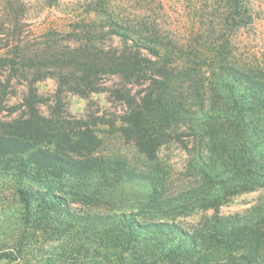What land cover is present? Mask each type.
Listing matches in <instances>:
<instances>
[{
	"label": "trees",
	"instance_id": "trees-1",
	"mask_svg": "<svg viewBox=\"0 0 264 264\" xmlns=\"http://www.w3.org/2000/svg\"><path fill=\"white\" fill-rule=\"evenodd\" d=\"M227 2L229 29L252 22L249 0L242 12L238 0ZM9 13L14 17L0 16V72H6L0 77V165L13 171L26 211L35 208L38 224L59 233L63 241L56 251L77 252L82 245L71 239L85 235L99 250L85 264H264L263 61L227 54L235 43L228 37L222 38L227 45L211 49L206 43L213 35L187 32L189 27L174 41L153 28L119 49L99 46L92 26L79 31L82 39L74 38V30L61 39L63 32L54 30L48 39L32 41L23 32V12L11 7ZM140 41L150 43L149 50ZM111 76L122 85L112 94L126 104L121 131L136 149V162L102 153L95 123L62 112L65 93L87 96L104 90ZM48 77L57 88L51 113L44 115L39 104L49 99L39 94L36 83ZM18 84L25 91L11 111H21L5 118V102ZM135 86H141L138 94L132 93ZM168 143L190 154L191 196L161 178L158 152ZM133 183L146 189L118 204L121 198L113 194ZM259 189L257 206L243 214L218 213L227 197ZM79 200L91 205L85 213L58 215ZM186 204L216 209L204 232L165 219L167 209ZM25 246L23 241L19 253L2 256L16 260ZM70 256L50 257L48 264H82L78 252L75 259Z\"/></svg>",
	"mask_w": 264,
	"mask_h": 264
},
{
	"label": "rangeland",
	"instance_id": "rangeland-1",
	"mask_svg": "<svg viewBox=\"0 0 264 264\" xmlns=\"http://www.w3.org/2000/svg\"><path fill=\"white\" fill-rule=\"evenodd\" d=\"M238 1L242 12V5L246 0ZM249 1L252 22L231 29L225 25L226 17L232 11L227 0H0V16L6 19L13 18V14L8 15L11 7L23 12L25 15L23 32L24 35H29L32 41L48 39L47 33L54 30L63 32L59 36L61 39L72 30L76 31L74 38H80L83 37V33L79 31L92 26L96 43L105 49L132 46L136 37L143 38L153 28L162 37L178 40L177 36H183L185 28L189 27L187 32L213 35V39L206 43L211 49L218 50L223 43L226 44L222 38L228 37L235 43L228 45L227 54L231 52L239 59L242 54H249L251 59L257 57L264 62V0ZM62 42H70L72 45L76 43L73 40ZM140 42L145 43L141 46L144 51L149 50L150 43ZM211 63L212 67L218 66L217 60ZM1 73L6 75L3 71L0 72V77ZM36 86L39 94L49 99L48 102L39 104V110L42 114L49 115L50 105L55 103L56 80L48 77L37 82ZM121 86L119 77L111 76L104 81V90L92 92L87 96L65 93L62 112L67 118H79L95 123L93 127L103 141L100 148L102 153L114 158L126 157L129 161L136 162L139 157L136 149L125 139L121 131L126 104L112 94L114 89L122 88ZM140 87L132 88V93L138 94ZM24 91L23 84L16 85V93L9 96L5 102L6 108L3 111L5 118L20 113V108L16 112H12L11 108L20 105ZM158 156L163 167L161 178L168 187L176 190L183 188L185 195L191 196L189 182L194 179L192 170L187 169L191 159L189 152L176 143H168L160 148ZM12 172L0 165V257L3 253H17L19 251L17 245L23 241L26 243L24 253L8 264H48L50 257L63 256V253H66L72 255L70 259H75L77 252L76 260L85 264L89 258L98 255L99 250L95 242H88L85 235L71 239L82 245L77 252L71 248L63 252L56 251L63 240L59 239V233L45 227V223L42 226L38 224L35 208L26 211L24 203L18 196V183ZM24 185L32 186L35 183L25 181ZM187 185L189 188L184 189ZM81 187H85V183H82ZM145 189L144 184H126L113 195L121 198L118 204L128 203ZM262 194L263 191L259 189L229 196L220 204L218 213L225 216L243 214L261 202ZM90 206V203L84 204L79 200L72 202L67 212L52 213L76 217L85 213ZM166 211L165 215L169 218L165 219L176 221L186 229L204 232L205 223L215 214L216 209L186 204L180 206L178 210ZM158 217L159 215L151 216L150 219ZM26 252H29L27 256ZM110 258L114 259V256ZM231 264L239 263L235 260Z\"/></svg>",
	"mask_w": 264,
	"mask_h": 264
},
{
	"label": "water",
	"instance_id": "water-1",
	"mask_svg": "<svg viewBox=\"0 0 264 264\" xmlns=\"http://www.w3.org/2000/svg\"><path fill=\"white\" fill-rule=\"evenodd\" d=\"M11 261V257L3 255L0 257V264H8Z\"/></svg>",
	"mask_w": 264,
	"mask_h": 264
}]
</instances>
